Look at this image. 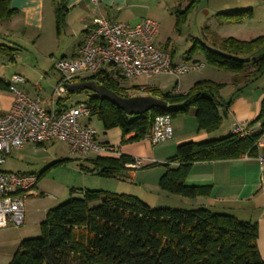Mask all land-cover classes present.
<instances>
[{
    "label": "trees",
    "instance_id": "16d2710c",
    "mask_svg": "<svg viewBox=\"0 0 264 264\" xmlns=\"http://www.w3.org/2000/svg\"><path fill=\"white\" fill-rule=\"evenodd\" d=\"M11 1L0 0V22L18 13L11 7ZM199 2L190 0L185 10L174 13L177 32ZM53 6L60 33L66 27L68 0H53ZM216 17L224 24H241L254 18V9L220 12ZM206 33L205 39L199 38L186 53V60L199 54L207 66L232 74L230 84L236 88V94L229 101L221 97L226 84L211 80L196 82L186 93H162L148 86L145 93L165 100L168 108L129 116L113 103L88 91L89 119H97L105 130L120 129L124 142L143 140L158 116L169 115L173 119L176 115L187 114L191 108L195 109L198 131L212 133L220 129L224 111L229 112L235 96L264 73V35L240 40L221 37L208 29ZM6 48L0 45V49ZM172 56L175 58L173 53ZM89 80L105 85L122 97L137 94H129L131 89L123 84L126 81L116 70H102L96 75L80 78L78 82ZM9 87L10 84L0 81V91H9ZM70 96L59 105H65ZM259 122L262 123L261 130L251 131L248 136L233 132L217 139L178 145L175 154L162 164L165 173L159 180L160 190L190 199L209 196L211 186L186 184L192 166L256 158L260 153L258 143L264 135V100L259 116L247 127ZM126 136L129 138L125 139ZM89 161L92 167L87 172L111 179L122 177L125 164L133 159L122 155L120 158L95 157ZM63 163L60 160L49 165L39 173V179L52 166ZM171 165L177 167L171 168ZM96 201L101 204L92 207ZM40 230V237L20 243L9 264H264L257 245V222L242 221L234 215L207 208L153 209L136 196L106 190L85 189L81 199L71 196L49 209Z\"/></svg>",
    "mask_w": 264,
    "mask_h": 264
},
{
    "label": "crops",
    "instance_id": "0c3cea01",
    "mask_svg": "<svg viewBox=\"0 0 264 264\" xmlns=\"http://www.w3.org/2000/svg\"><path fill=\"white\" fill-rule=\"evenodd\" d=\"M125 1L99 0L96 4L92 0H68L69 11L66 17V27L58 33L53 0H12L11 7L18 13L11 19L0 22V37L1 39H6L11 47L9 45L5 46L14 51H10L7 48L0 49V81L9 84L14 74L23 76L26 82L19 84L17 87L32 98L38 99L43 107L47 109L51 108L52 92L60 79L59 73L54 67V62L57 58L55 57L56 54H61L59 59L77 57L81 46L86 40L93 19L99 15H106L111 20H119V16L116 17L115 15V7L117 6V10H120V8H123ZM261 5H264V0L263 3L259 4V6ZM237 39L251 40L246 39V37H238ZM23 49L35 50L40 52L42 56H48V58H44V64L51 65V69L47 71L46 67L36 68L31 66V63L27 60H22L25 62L24 66L16 64L15 68L11 69L9 64L3 62L2 55H9V61L18 63L20 56L18 52ZM201 60L203 61L202 58ZM175 62L178 64L183 63L182 61ZM216 73L218 75L216 78L218 79L212 77L203 80L226 84L221 90V97L227 102L236 94V88L230 84L232 74L224 71ZM193 84L191 83L183 93H186ZM46 86L49 87V91L46 89ZM69 94L71 93L69 92ZM263 100L264 73L256 82L243 87L235 96L219 130L212 133L204 130L198 131L197 124L192 118H190L192 123L189 124L187 130H185V127L182 130L181 122H183V125L186 122L180 119L177 120L173 128V138L169 142H166L169 144L167 146L168 150L158 151L156 149L157 146L152 147L145 140L124 142L122 132L118 128L111 130L104 129L103 135L100 136L98 133L97 138L101 143L109 144L118 149L122 155L145 159L147 165L157 162L164 163L175 154L176 147L180 144L190 141L200 142L221 138L233 133L237 125L243 124L248 126L250 122L259 116ZM13 103V94L9 91L1 90L0 116L9 111ZM63 106L66 107L67 105L65 104L60 107ZM190 114L191 111L187 116ZM91 121L92 119H89L86 123L92 126ZM261 124L259 122L249 129L255 132L260 131ZM128 138L129 136L125 137V139ZM258 148L260 152L264 151V135L258 143ZM176 167L177 165H171V168ZM138 171H135L132 177H125L124 175L118 179L130 178L135 182L139 180L138 182H143L144 186H151L152 191L157 193L158 197L161 198L170 197L176 201H185V204H189L194 208L215 209L216 211L214 212L217 213L231 214L238 219L243 218L242 220L257 222L259 228L257 245L261 258L264 261V167L256 159L241 158L194 164L186 179V184L189 186L212 187V193L209 196L195 199L167 194L160 190L159 181L157 183L152 181V183H149L152 185H148L145 177L142 179L140 177L142 173ZM164 173L165 169L159 174V179ZM138 188L139 186H134L133 189ZM140 188L142 187L140 186ZM149 191L151 189L143 190V196L134 195L133 190L130 191V194L145 200L144 197L148 198ZM19 245H17L16 251Z\"/></svg>",
    "mask_w": 264,
    "mask_h": 264
},
{
    "label": "rangeland",
    "instance_id": "374dc122",
    "mask_svg": "<svg viewBox=\"0 0 264 264\" xmlns=\"http://www.w3.org/2000/svg\"><path fill=\"white\" fill-rule=\"evenodd\" d=\"M189 3L190 0H126L123 4V8H120V10H117V6L115 7V15L116 17L119 16V20H116V22H130L131 24H135L145 19H151L158 23L159 31L155 38V45L171 54L173 53L175 56L174 59H176L175 61H182L185 64L197 62L203 65L200 69L192 70L181 76L179 84H177V78L169 75L154 76L150 79L141 77L131 82H123V84L131 89L129 91L130 95L136 94L138 91L134 87L140 86L155 87L162 93H175L179 85V92L183 93L191 83L195 84L198 81L212 77L218 79L216 78V76H218L216 72L219 70L216 71L214 68L207 67L205 62L201 60V55L195 54L191 60H186V53L196 44L197 40H199V38L205 39L203 35L206 36L207 29L217 33L221 37H246V39H253L264 35V5L259 6V4L263 3V0H200L191 11L181 31L177 32L175 29L176 18L174 13L176 11L185 10ZM250 7H254V18L245 21V24H224L219 22L216 17V14L220 12L236 11ZM2 39L0 37V45L4 44L10 46L6 39ZM18 53L20 55L18 63L9 61V55H2L3 62L9 64L11 69H14L16 64H19L18 66H24L25 62L22 60H27L31 63V66L36 68L46 67L47 71L51 69V65L48 66L44 64V58H48V56H42L40 52L23 49ZM55 57L59 59L61 54L58 53ZM46 87L49 91V87ZM48 91L46 92L49 93ZM89 94L88 91L71 94L70 98L66 101V105L68 107H74L78 104L86 103ZM194 110V108L190 109L191 114L189 116L187 115L190 111L187 114L176 115L172 119V123H174L173 128L175 122L180 119L186 122L184 125L183 122H181L182 130H184V127L185 130H187L189 124L192 123L190 118L196 122ZM88 120L89 118L85 117L82 118L81 121L87 122ZM91 124L97 133L102 136L104 132L102 123L93 118ZM168 145V143L164 142L157 145L156 149L158 151H163L164 149L168 150ZM94 158V154L85 156L72 153L66 143L46 144L43 147L26 144L22 149L12 150L6 163L1 167L4 171L12 173H35L39 175L41 171L57 161L63 160L64 163L52 166L47 174L41 178L38 184V191L41 193L39 197H31L25 201V224L19 228L10 224L8 228L0 229V264L10 263L18 247L17 245L23 240L41 236L40 224L44 221L49 209L58 206L71 196L81 199L83 197V190L85 189L106 190L113 193H125L128 195H132L130 191L133 190L135 193L134 195L142 196L144 194L143 190L151 189L148 198L144 197L145 200L139 199L153 209H197L189 204H185V201H183V203L170 197H158L159 195L152 191L151 186H144L143 182H138L139 180L135 182L130 178L122 180L118 178H103L97 174L87 172V169H91L92 167L89 160ZM164 163L157 162L152 167H147L142 171H138L142 173L140 177L142 179L145 177V181L148 185H152L149 184L152 183V181L157 183L160 180L159 174L165 169L162 165ZM134 186H139V188L133 189ZM140 186L142 188H140ZM100 204V201H96L93 202L91 206L97 207ZM210 210L216 211L215 209Z\"/></svg>",
    "mask_w": 264,
    "mask_h": 264
},
{
    "label": "built area",
    "instance_id": "2783aa9c",
    "mask_svg": "<svg viewBox=\"0 0 264 264\" xmlns=\"http://www.w3.org/2000/svg\"><path fill=\"white\" fill-rule=\"evenodd\" d=\"M92 1L97 4L99 0ZM158 31V23L151 19L131 24L113 21L106 15L95 17L78 56L55 60L54 67L60 79L49 109L17 87L26 82L23 76L14 74L11 77L9 92L13 94L14 103L9 111L0 116V229L10 224L22 227L26 218L25 201L40 195L38 174L12 173L1 169L12 150L22 149L26 144L43 147L66 143L74 154L111 158L122 156L118 149L98 140L94 127L81 121L90 115L86 103L60 107L59 103L69 95L66 84L78 82V79L96 75L102 70H116L126 82L141 77L170 75L177 78L179 84L181 76L203 66L199 63H176L171 53L155 45ZM147 87L140 86L137 94L146 95ZM175 93H179V86ZM234 132L248 136L251 130L240 124ZM173 134L172 118L161 115L143 140L155 147L171 140ZM132 159L125 164V177H132L135 171L147 166L143 158ZM253 159L264 167V151Z\"/></svg>",
    "mask_w": 264,
    "mask_h": 264
},
{
    "label": "water",
    "instance_id": "95a60500",
    "mask_svg": "<svg viewBox=\"0 0 264 264\" xmlns=\"http://www.w3.org/2000/svg\"><path fill=\"white\" fill-rule=\"evenodd\" d=\"M66 87L71 94L81 91L92 92L102 99L113 103L129 116H142L156 109L165 110L168 108V103L161 98L152 95L122 97L105 85L98 84L93 80L66 84ZM224 114L226 115L225 111Z\"/></svg>",
    "mask_w": 264,
    "mask_h": 264
}]
</instances>
